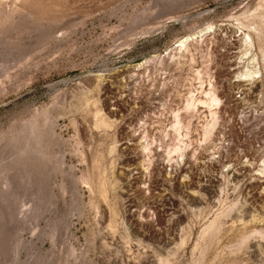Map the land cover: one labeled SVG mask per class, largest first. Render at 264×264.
Listing matches in <instances>:
<instances>
[{
	"label": "rangeland",
	"instance_id": "374dc122",
	"mask_svg": "<svg viewBox=\"0 0 264 264\" xmlns=\"http://www.w3.org/2000/svg\"><path fill=\"white\" fill-rule=\"evenodd\" d=\"M0 264H264V0H0Z\"/></svg>",
	"mask_w": 264,
	"mask_h": 264
},
{
	"label": "bare ground",
	"instance_id": "6f19581e",
	"mask_svg": "<svg viewBox=\"0 0 264 264\" xmlns=\"http://www.w3.org/2000/svg\"><path fill=\"white\" fill-rule=\"evenodd\" d=\"M186 41V40H185ZM185 41L183 42H180V43H178V46L179 47H183L184 46V43H185ZM248 41V40H247ZM255 74L257 73V72H254ZM244 75H242L241 77H243V76H251V75H253V72L251 73V72H246V73H243ZM257 75V74H256ZM207 94H209V92L208 93H206L205 95H207ZM204 95V96H205ZM211 95V96H210ZM207 97H208V99H207V102H206V104L205 105H211V106H209V107H212V104L213 103H215V104H217L218 102V99L217 98H214V95H212V94H209V95H207ZM196 103H200V102H196ZM203 103V105H204V102H201V104ZM191 104V103H190ZM200 104V105H201ZM214 105V104H213ZM188 106V105H187ZM191 106V105H190ZM189 106V107H190ZM188 108V107H187ZM210 115H211V118H213L214 116H216L215 115V113H210ZM215 118V117H214ZM213 118V119H214ZM211 121V120H210ZM177 125H178V122L177 123H175V125H174V127L176 128L177 127ZM178 127H179V125H178ZM205 129H204V137L206 138V137H208L209 136V134H210V132H211V130H212V128H213V123H211L209 126H206V127H204ZM211 135V134H210ZM206 140V139H205ZM177 149V148H176ZM175 149V150H176Z\"/></svg>",
	"mask_w": 264,
	"mask_h": 264
}]
</instances>
